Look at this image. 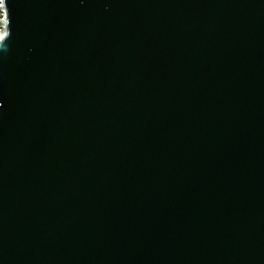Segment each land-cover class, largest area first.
Here are the masks:
<instances>
[{
  "label": "water",
  "instance_id": "obj_1",
  "mask_svg": "<svg viewBox=\"0 0 264 264\" xmlns=\"http://www.w3.org/2000/svg\"><path fill=\"white\" fill-rule=\"evenodd\" d=\"M0 264H264V0H3Z\"/></svg>",
  "mask_w": 264,
  "mask_h": 264
},
{
  "label": "bare ground",
  "instance_id": "obj_2",
  "mask_svg": "<svg viewBox=\"0 0 264 264\" xmlns=\"http://www.w3.org/2000/svg\"><path fill=\"white\" fill-rule=\"evenodd\" d=\"M3 10V7L2 8H0V11H2ZM2 28L0 29V34H4V33H7V30H6V25H5V20L3 19V21H2ZM5 37H6V35H4V38H3V40L5 39ZM3 40H0V43H1V41H3Z\"/></svg>",
  "mask_w": 264,
  "mask_h": 264
},
{
  "label": "rangeland",
  "instance_id": "obj_3",
  "mask_svg": "<svg viewBox=\"0 0 264 264\" xmlns=\"http://www.w3.org/2000/svg\"><path fill=\"white\" fill-rule=\"evenodd\" d=\"M3 19H4V14H3V12H1L0 11V29L2 28V21H3Z\"/></svg>",
  "mask_w": 264,
  "mask_h": 264
},
{
  "label": "snow or ice",
  "instance_id": "obj_4",
  "mask_svg": "<svg viewBox=\"0 0 264 264\" xmlns=\"http://www.w3.org/2000/svg\"><path fill=\"white\" fill-rule=\"evenodd\" d=\"M2 7H3V0H0V8H2ZM4 35H6V33L0 34V40H3Z\"/></svg>",
  "mask_w": 264,
  "mask_h": 264
}]
</instances>
